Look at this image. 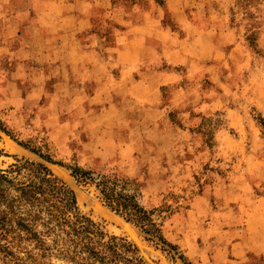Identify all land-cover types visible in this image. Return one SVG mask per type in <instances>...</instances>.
I'll return each mask as SVG.
<instances>
[{
	"label": "rangeland",
	"instance_id": "374dc122",
	"mask_svg": "<svg viewBox=\"0 0 264 264\" xmlns=\"http://www.w3.org/2000/svg\"><path fill=\"white\" fill-rule=\"evenodd\" d=\"M113 4L156 7L160 26L142 57L151 52L158 61H142L131 74L138 61L125 60L122 75L123 66L110 62L94 76L109 88L98 92L94 84L81 95L64 87L56 93L59 78L39 67L0 61V122L10 135L0 130V166L7 169L16 158L44 163L74 190L83 215L108 236L136 244L148 264L184 263L103 206L94 187L16 141L65 165L133 181L140 203L156 211L166 239L187 263L264 264L252 252L227 248L237 231L263 235L252 232L251 220L264 199V0ZM105 22L110 42L115 19ZM8 57V51L0 55ZM13 250L20 264L61 263L31 246Z\"/></svg>",
	"mask_w": 264,
	"mask_h": 264
},
{
	"label": "trees",
	"instance_id": "16d2710c",
	"mask_svg": "<svg viewBox=\"0 0 264 264\" xmlns=\"http://www.w3.org/2000/svg\"><path fill=\"white\" fill-rule=\"evenodd\" d=\"M0 130L9 135L1 122ZM16 142L47 162L66 167L78 184L94 187L103 206L139 229L149 241L162 245L165 252L168 247L170 255L190 264L166 239L156 211L140 203L133 181L97 174L78 164L65 165L41 148ZM4 154L0 149V157ZM30 246L41 251V257L55 258L60 264H148L136 244L125 237L108 236L83 215L74 190L48 166L16 158L7 169L0 166V249L6 256L0 260L20 264L23 259L13 249Z\"/></svg>",
	"mask_w": 264,
	"mask_h": 264
},
{
	"label": "crops",
	"instance_id": "0c3cea01",
	"mask_svg": "<svg viewBox=\"0 0 264 264\" xmlns=\"http://www.w3.org/2000/svg\"><path fill=\"white\" fill-rule=\"evenodd\" d=\"M155 10L154 5L115 7L113 0H0V55L6 51L10 54L0 61L28 63L29 71L32 66L39 67L47 77L59 78L54 85L56 93L63 92L64 87V93L86 94L94 84L100 92L101 86L109 85L94 78L98 75L95 72H106L110 62L123 66L122 75L126 72L125 60L138 61V69L131 74L141 69L142 61L146 65L158 61L156 55L150 56L151 52L142 57L144 48H153L150 32L160 26ZM108 18L116 23L110 42L102 29ZM122 78L112 80L118 83ZM260 201L262 208L255 206L253 214L258 217L252 218L251 230H261L263 235H240L237 231V239L231 236L227 248L232 254L252 252L251 256H259L264 262V199Z\"/></svg>",
	"mask_w": 264,
	"mask_h": 264
}]
</instances>
